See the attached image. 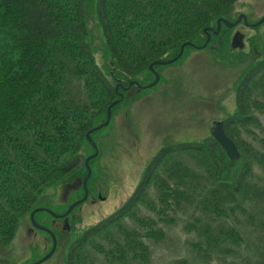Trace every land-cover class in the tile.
Here are the masks:
<instances>
[{
  "label": "trees",
  "instance_id": "1",
  "mask_svg": "<svg viewBox=\"0 0 264 264\" xmlns=\"http://www.w3.org/2000/svg\"><path fill=\"white\" fill-rule=\"evenodd\" d=\"M237 1L0 0V264H9L1 251L43 191L85 177L79 153L86 133L105 121L117 93H125L115 86L153 80L154 61L173 58L185 42L202 45L204 29L221 18L235 19ZM90 11L99 27L102 64ZM230 33L222 26L202 49L212 54L214 69L240 67L216 94L223 117L211 118L223 121L240 159L229 160L209 133L162 147L112 214L83 228L74 218L60 231L51 229L66 246L63 264H148L150 245L164 237L162 224L175 223L184 209L195 258L264 264V45L256 33L246 38L247 48L241 43L233 49ZM71 86L80 96L72 95ZM229 95L231 110L222 104ZM246 210L260 234L253 261L242 253L251 252L238 217Z\"/></svg>",
  "mask_w": 264,
  "mask_h": 264
},
{
  "label": "rangeland",
  "instance_id": "2",
  "mask_svg": "<svg viewBox=\"0 0 264 264\" xmlns=\"http://www.w3.org/2000/svg\"><path fill=\"white\" fill-rule=\"evenodd\" d=\"M233 11L253 21L264 13V0H238ZM89 22L92 43L96 46V60L102 64V48L97 31L99 27L91 11ZM234 28L232 36L236 32L242 34L245 48V38L256 33L261 36L259 44L264 45V23L258 30L242 23ZM207 51H184L173 63L157 68L160 77L157 84L144 89L135 87L127 92L123 101L113 110L109 124L91 135L98 153L89 165L92 176L86 183L87 199L77 205L71 215L70 212L62 217H53L47 212L36 214L35 219L39 224L60 231L65 222H71L74 218L80 219L79 228L99 222L127 201L139 184L147 164L162 147L202 139L207 135L208 121L213 117H223L215 105L216 94L240 69H214L212 54ZM151 81L149 76L145 80L139 79L141 84ZM71 91L75 98L81 94L72 86ZM222 104L231 110L234 105L231 95L224 98ZM244 138L252 141L250 136L244 135ZM91 154V144H84L79 153L80 162ZM81 187L82 178H76L69 184L49 187L43 191L37 206L62 213L81 198ZM184 210L178 212L175 223L162 224L164 237L160 242L150 245L151 259L148 264H180L183 260L188 264H223L215 259L203 263L195 258L190 246L195 235L187 232L185 224L189 216L184 214ZM249 214L251 211L246 210L239 213L238 217L240 228L248 235L246 240L249 241L248 249L251 251L246 253L243 250L242 253L253 261L254 257H258L255 249L260 234L246 220ZM63 217L65 220L55 219ZM8 247L1 252L9 264H32L51 248V238L47 232L33 227L27 214L20 221ZM63 247L66 249L64 243L56 238L54 253L39 264H63Z\"/></svg>",
  "mask_w": 264,
  "mask_h": 264
},
{
  "label": "water",
  "instance_id": "3",
  "mask_svg": "<svg viewBox=\"0 0 264 264\" xmlns=\"http://www.w3.org/2000/svg\"><path fill=\"white\" fill-rule=\"evenodd\" d=\"M241 19H243V22L245 24H247L246 18L243 15H239L237 17V19L235 20V22H229V21H227L225 19L217 20L215 29L208 28L207 30L206 29L204 30V32L206 33L207 37H206V41L203 44V46H205L206 43L208 42L209 37H210V32H212L213 34H216L219 31L221 24H223V25H225L226 27L229 28V27H232L234 24L238 23ZM263 21H264V15L262 16V18L258 22L254 23V24H251V25L256 26V25L262 23ZM186 45H192V43H190V42L183 43L179 47V51H178L177 55L174 58H172V59H169V60H166V61H161V60L154 61L149 66V69L153 71L154 79H153L152 82H150L149 84H147L145 86H142V87L143 88H148V87H151V86L155 85L158 82L159 75L153 70V68H152L153 65H166V64H170V63L174 62L176 59H178L182 55L184 47ZM132 83H136V82H130L127 87H123L122 86V89L126 90ZM118 86L119 85H117L115 88L117 89ZM118 95H119L118 99L114 100L107 107L106 120L103 123H100V124L96 125L95 127L91 128L89 130V132L86 133V139L88 140V142H90L91 146L94 148V152H93V154H91L90 156L85 158V160H84V164H85L87 173H86V176L84 177V179L82 181V187H83V191H84V194H83L82 198H80L79 200H77V201L73 202L72 204H70L69 207L67 208V210L63 214H56V213H54L53 211H51V210H49L47 208H36L33 211H31V213H30V222H31L32 226L37 228V229H40V230H43V231L47 232L49 234L50 238H51V241H52V247H51L50 251L47 254H45L41 259H39L38 261H36V262H34L32 264H39V263L43 262L44 260L48 259L52 255V253L54 252L55 247H56L55 235L53 234V232L49 228H47V227H45V226H43V225H41V224H39L38 222L35 221L34 213L37 212V211H46L53 217H62L64 215L68 214L76 205L80 204L81 202H83L86 199L87 194H88L87 188H86V181H87L88 177L90 176V168H89V165H88V161L91 158H93V157H95L97 155L96 145L92 141V139L90 137V133L93 132V131H96V130L104 127V126H106L109 123V120H110V117H111V107L113 105L121 102L122 99H123V96H122L121 93H118ZM209 133H210L211 137L214 138L221 145V147L225 150L226 155H227V157L230 160H238L240 158V153H239V151L237 149V146L235 145L233 140L230 139L225 134L224 127H223V122H214V121L211 122L210 126H209Z\"/></svg>",
  "mask_w": 264,
  "mask_h": 264
},
{
  "label": "flooded vegetation",
  "instance_id": "4",
  "mask_svg": "<svg viewBox=\"0 0 264 264\" xmlns=\"http://www.w3.org/2000/svg\"><path fill=\"white\" fill-rule=\"evenodd\" d=\"M236 34L240 37V33L239 32H236L234 35H236Z\"/></svg>",
  "mask_w": 264,
  "mask_h": 264
}]
</instances>
